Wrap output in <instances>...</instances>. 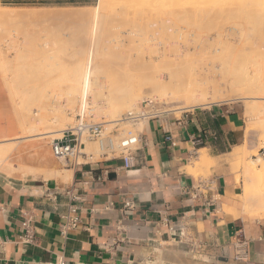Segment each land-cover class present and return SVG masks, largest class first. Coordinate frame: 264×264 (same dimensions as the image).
<instances>
[{"label": "crops", "instance_id": "crops-1", "mask_svg": "<svg viewBox=\"0 0 264 264\" xmlns=\"http://www.w3.org/2000/svg\"><path fill=\"white\" fill-rule=\"evenodd\" d=\"M0 1L57 6L94 0ZM243 119L229 104L149 119L129 170L119 155L92 156L75 166L57 159L50 141L15 142L10 160L20 170L0 172V264L60 258L66 264H264V220L244 212L236 178L214 173L204 180L188 172L202 150L215 160L236 147ZM19 139L0 82V143ZM68 215L81 224L63 236ZM181 231L193 243L180 242ZM238 242L245 243L243 260L236 259Z\"/></svg>", "mask_w": 264, "mask_h": 264}, {"label": "rangeland", "instance_id": "rangeland-1", "mask_svg": "<svg viewBox=\"0 0 264 264\" xmlns=\"http://www.w3.org/2000/svg\"><path fill=\"white\" fill-rule=\"evenodd\" d=\"M241 2L108 0L101 9L99 0H94L88 5L81 3L57 6L6 5L0 1L2 6L18 11L49 12L54 9H72L88 14V17L67 21L47 18L19 22L0 21V82L10 101L20 138L0 143L12 146L7 159L0 161V172H4L7 164L14 172L20 170L10 160V155L16 147L15 142L32 138L51 142L61 137V131L75 125L80 115L99 123L118 121L129 113L148 115L152 111L180 117L182 112L198 107L185 108L188 101L177 99L184 89V84L194 82L195 79L212 73V70L220 71L224 65L231 63H237L238 67H244L246 64L255 66L258 63L264 68V46H258L257 49H260L255 50L247 45V39L259 42L258 36L264 34L260 21L262 14H255L257 24H249V16L255 15H250L245 10L247 0ZM223 32L226 37L220 41L218 36ZM37 39H40L38 44L45 42L42 44L45 47L38 45L36 48L34 42ZM100 46L104 48L101 53L98 52ZM87 64H96L99 68L96 74L104 77L103 83L106 86H94L93 90L84 88L74 91L73 95L68 97L65 92L67 88H63L62 82L71 74L82 72ZM150 75H162L168 85L166 92L175 94L158 96L150 86ZM139 80L145 83L140 89L127 86ZM244 80L239 81L241 85L236 87L239 95L227 91V95L231 96L228 100L216 102L210 98L206 105L229 104L238 107L244 118V136L236 146L240 148L228 149L208 168L199 167L198 173L201 174L197 177L202 176L204 180H208L214 173L232 174L242 188L239 199L243 203L244 212L256 213L255 215L258 214L259 218L264 220L260 216L262 208L258 202L246 198L245 192V187L253 188L257 185L256 179L254 182H248L245 178V165L256 162L259 158L262 163H256V166L260 168L264 163V90L259 91V86L264 85V73L250 75ZM46 82L49 84L45 88L49 110L48 113H43L42 110L39 111L40 106L36 98L41 85ZM59 91L61 92L58 93ZM64 92L67 97L63 95ZM210 96L212 97V94ZM123 98L128 102L115 109L113 106L117 105L116 101ZM49 102H52V106ZM83 103L86 104V109L82 108ZM35 111H38L43 122L35 123L34 126L39 128L38 132L47 133L45 137H36L35 133L30 132L25 134L20 127L21 118L30 114L34 116ZM90 111L92 113H89ZM61 115L62 117H59ZM148 120L149 118H142L137 123H122L117 134L122 135L128 130L142 132ZM113 127L108 124V132L112 131ZM57 131L60 135H55ZM235 152H240L243 156L239 160L240 164L230 161L231 154ZM85 153L93 155V161H96L103 152L98 142H88ZM198 158L192 159L190 165L196 167Z\"/></svg>", "mask_w": 264, "mask_h": 264}, {"label": "bare ground", "instance_id": "bare-ground-1", "mask_svg": "<svg viewBox=\"0 0 264 264\" xmlns=\"http://www.w3.org/2000/svg\"><path fill=\"white\" fill-rule=\"evenodd\" d=\"M247 1H248V3L245 5V10H247L250 15L262 14V18H260V21H261L262 26L264 27V0H247ZM107 2H108V0H99L100 8L102 9L103 6H105ZM240 2H241V0H240ZM236 6H238V5H236ZM233 9H234V7H233ZM238 12H239V10H238ZM84 17H88V14H86L85 12L84 13L79 12V11L76 12L75 10H72V9L71 10L70 9L69 10H66V9L55 10L54 9V10H51L49 12L18 11V10H13L12 8L4 7L0 3V21H2V22H5V21L19 22V21H26V20H31V19L34 20V19H38V18H47V19L56 20V21H67V20H78V19H81ZM255 17H256V15L251 16V17L249 16V20H248L249 22L248 23L252 24V25L257 24L258 19H256ZM255 29H256V27H255ZM255 29H253V30H255ZM226 33H227V31H226ZM65 35L69 36L68 34H65ZM224 37H226V34L224 32L220 33L218 36L220 41H222V39ZM258 38H259L258 39L259 42H257L256 40H255V42H253L250 39H247V41H248L247 45L250 46L251 49L253 48L255 50L258 48V46L263 47L264 46V34L261 36H258ZM39 40L37 39L34 42L35 47L38 48V45H40L41 48L45 47V46H43L44 45L43 43H45V42L42 43L43 45L40 43L38 44ZM96 46L98 49V45H96ZM46 48H45V50H46ZM259 49H257V50H259ZM37 50H35V51H37ZM102 50H104V48L102 49L100 46V50L98 52L101 53ZM40 52H42V51L40 50ZM47 52H49V50ZM150 67H151V65H150ZM97 70H99V68L96 66V64H87L82 72L80 71L78 74H71L69 77H66V80L64 82H62L63 83L62 85H63V88L64 87L67 88L68 92H67V90L65 92L68 94V97L72 96L74 91L76 92V91L84 89V88H89V90H93L94 86L98 87L100 85H105L103 83L104 77L100 76L99 74L97 75L96 74ZM263 70H264V68L262 67V65H258V63L255 64V66L254 65L248 66L246 64V66H244V67L243 66L238 67L237 63L236 64L231 63L230 65H226V66L224 65L220 69V71L212 70L211 71L212 73L206 74L202 78L199 77L200 79L197 78L194 80V82H188V83L184 84V86H183L184 89L181 90L177 99H185L188 101V105L185 108H192L194 106L204 107V106L208 105V100L210 98H212L216 102L226 101V100H228V97H231V96L227 95V91H232L233 93L236 92L237 94L235 93V95H239L238 94L239 90L236 88V87H238L237 85H241L240 84L241 82H239V81L243 82L245 77H249L250 75H253V74H260V73L263 74L264 73ZM230 75H232V76H230ZM59 78L61 79V77H59ZM211 78H213V80ZM148 79L151 82L150 86L153 87L152 88L153 92H155L158 96L165 97L169 93L173 94V95L175 94L173 92H166V89H168V85L164 81V78L162 75L161 76L150 75ZM170 81L172 82L173 79L171 78ZM143 84H145V83H143L142 81L139 80V81H135L134 83H132V85L129 84L127 86L130 88H133V89L135 87H139V89H140L141 86H143ZM48 85L49 84H47V82L44 83L43 85H41L40 91L38 90L39 95H37L38 97L36 98V102H38L39 106H40L39 111L42 110L41 112H43V113L44 112L48 113V110H49V109H47L48 104L46 105L48 97L46 94L47 92L45 91V88H47ZM62 85L60 83L61 87H62ZM63 88H62V91L64 90ZM260 90L261 91L264 90V85L259 86V91ZM60 92L61 91H59L58 93H60ZM65 92L63 95H66V97H67V94ZM132 92H133V90H132ZM211 94H212V97L210 96ZM125 95H127V94H125ZM125 95H124V97H125ZM57 97H58V95H57ZM56 100H58V99H56ZM56 100H55V102H56ZM59 100H61V98ZM127 102H128V100H126L124 98H123V100L119 99L115 103L117 105H115L113 107L115 109H117L118 107L124 106V104H126ZM51 106H52V104H51ZM51 106H49V107H51ZM82 106H83L82 108H85L86 104L83 103ZM55 107H56V105H55ZM56 109H58V108H56ZM50 112H51V110H50ZM57 112H59V111H57ZM33 113H34V116L33 115L31 116V114H30L28 116L24 115L21 118L20 127L25 131V134L30 132V133H35L34 136H36V137H45L47 135V133L38 132L39 128L37 127L38 129H36L34 126L35 123L41 124L43 122L42 117L39 116L38 111H35ZM89 113H92V112L90 111ZM56 114H58V113H56ZM45 115L43 116L44 118H45ZM58 115H60V114H58ZM59 117H62V115ZM63 117H64V115H63ZM62 120H63V118H62ZM47 122H48V120H47ZM59 124H61V123H59ZM48 134H49V132H48ZM55 135H60V132L57 131L55 133ZM238 148H240V147H236V149H238ZM11 149H12V146H7V144L6 145H0V161H4L5 159H7ZM241 158H243L241 153L235 152V153L231 154L230 161L240 160ZM198 159H199V162H198V165H196V167H189L188 168V172L193 174V175H195L199 172V169H200L199 167L208 168L214 162L213 158L207 153V151L205 149L200 152V156ZM256 163H262V159L259 158V159H257L256 162L253 161L251 164L249 163V165H247V166L245 165V168H246L245 178L247 179V181L248 182H254L255 179L257 181V185L254 186L253 188H251V186L245 187V192L247 195L246 198L258 202V205L262 208V210H261L262 213L260 214V216L264 219V163L262 164V166H260V168H258L256 166ZM3 171L6 172L7 174H12L14 172L10 168L9 164H7L4 167ZM66 173H67V171L65 172V178H66ZM68 174L69 173H67V176H69ZM247 185H248V183H247Z\"/></svg>", "mask_w": 264, "mask_h": 264}, {"label": "built area", "instance_id": "built-area-1", "mask_svg": "<svg viewBox=\"0 0 264 264\" xmlns=\"http://www.w3.org/2000/svg\"><path fill=\"white\" fill-rule=\"evenodd\" d=\"M152 104L151 101H149ZM164 113L152 111L151 114L145 115L144 113L134 114L129 113L122 117L118 121L110 123H99L87 119L84 115H80L75 125L65 129L61 132V137L55 138L51 141L52 151L54 156L62 161L70 162L75 166L83 165L88 158L93 155L85 153L86 144L88 142H98L100 150L105 155H119L123 160V167L129 170L133 165L134 153L138 150L141 144L142 132L134 130H128L123 132L122 135H118L117 132L120 129V124L125 122L137 123L141 118L154 119L158 118ZM108 124L113 125L112 131L108 132ZM203 183L199 184L198 192ZM198 192H195L192 197L194 199L199 198ZM127 207H132L131 204H127ZM167 222V221H166ZM81 224L80 217L67 216V223L63 227L62 235L66 236L68 232L76 230ZM173 230V228H171ZM188 233L181 231L180 242L182 243H193ZM27 241H31L32 237L29 233L26 237ZM239 253L236 259L243 260L246 253L245 243L238 242ZM54 264H66L63 258L57 259Z\"/></svg>", "mask_w": 264, "mask_h": 264}]
</instances>
